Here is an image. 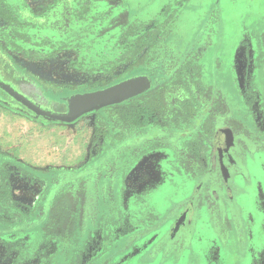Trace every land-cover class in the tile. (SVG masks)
<instances>
[{
  "label": "rangeland",
  "instance_id": "rangeland-1",
  "mask_svg": "<svg viewBox=\"0 0 264 264\" xmlns=\"http://www.w3.org/2000/svg\"><path fill=\"white\" fill-rule=\"evenodd\" d=\"M0 7L11 18L0 16V49L14 65L0 68V165L12 172L11 201L0 208V264H264V179L253 184L254 208L238 191L233 200L216 195L222 180L197 155L212 123L203 127L190 118L193 109L185 103L193 92L209 102L217 98L215 88L204 86L211 67L233 102L240 96L231 56L240 45L243 102L254 103L240 114L254 119L250 129L263 137L264 148V0H0ZM143 73L153 78V90L165 91L170 106L137 137L122 124L121 149L128 150L118 158L117 131L97 133L102 123L117 120L107 107L70 123L39 111H55L43 100L66 103L74 93ZM30 77L35 87L25 81ZM212 110L228 112L221 103ZM239 134L251 148L249 130ZM134 144L142 155L138 164ZM167 145L174 154L160 158L158 149ZM101 153L115 177L97 185L106 200L86 204V232H76L67 246L30 230L51 178L60 170L83 172ZM145 159L151 172L138 171ZM205 206L220 241L205 235ZM229 231L232 242L225 238Z\"/></svg>",
  "mask_w": 264,
  "mask_h": 264
},
{
  "label": "trees",
  "instance_id": "trees-1",
  "mask_svg": "<svg viewBox=\"0 0 264 264\" xmlns=\"http://www.w3.org/2000/svg\"><path fill=\"white\" fill-rule=\"evenodd\" d=\"M0 7V16L5 20H10L11 18L6 17ZM0 68L14 69V65L11 63L10 59L3 54L0 49ZM11 81L13 85L17 87L19 84V76ZM30 82L34 87L37 82L30 77V79L25 80ZM20 85V84H19ZM33 87V89H34ZM162 89V88H161ZM146 97L145 104L138 106L139 97L132 98L131 100L124 102L119 105L107 107V111H111L117 120L115 123L109 121L102 123L101 128L97 133H102V136L107 137L110 130L117 131L116 140H118L119 146L117 147V158L121 156L123 150L121 149L123 145V140L126 134L123 132L122 124H128L130 130L136 132L135 136H138V132L142 129L149 128L159 122V112L164 108L169 109V103L164 98V90H151ZM36 99V97H33ZM46 105L57 111L61 112L66 110L65 102H53L50 103L48 100H43ZM249 103L252 101L249 100ZM187 109L192 106L187 100ZM127 106L128 111L126 112L123 107ZM194 112V111H193ZM115 126L117 128H115ZM104 127V129H103ZM103 129V130H101ZM111 132V131H110ZM137 144L133 145L132 157L139 158V149ZM102 154V153H101ZM115 158V161L116 159ZM107 157L102 154L100 160L94 163L92 166H87L83 172H75L73 170H60L61 174L58 177L51 178L50 186L47 189L45 197L43 198V204L35 216L34 219L29 220L28 225L30 230L39 229L47 236H52L54 238H59L68 246L69 240L76 232L85 233L86 232V220L89 218L86 210L90 209L87 207V203L93 199H98L100 201L106 200L107 194L105 191L97 189V185H101L104 178H111L109 174L112 172L107 165ZM114 165V164H113ZM8 165H0V208L1 206L8 205L11 201L10 196V186L9 178L11 175V170H8ZM100 167L96 174V168ZM115 167V166H114ZM59 170L57 171V173ZM84 174L85 176H82ZM108 175L110 177L104 176ZM114 196V194L112 193ZM80 212L82 215H80ZM18 215L15 217L18 219Z\"/></svg>",
  "mask_w": 264,
  "mask_h": 264
},
{
  "label": "flooded vegetation",
  "instance_id": "flooded-vegetation-1",
  "mask_svg": "<svg viewBox=\"0 0 264 264\" xmlns=\"http://www.w3.org/2000/svg\"><path fill=\"white\" fill-rule=\"evenodd\" d=\"M262 43L264 44V40ZM151 79L153 82L152 77ZM151 90H153V87ZM192 96L188 99L190 105L192 103V106H194L193 108L192 106L189 107L193 109L191 111L190 118L198 119L199 117L205 115V117H208V114H212V117L210 118L212 120L209 121V118H207L202 122L203 127L206 126L205 124H207V122H211L212 125L208 133L203 132V136L200 141L201 151L197 155L204 165L207 166L211 164V172H215L222 180V184L220 185L221 187L219 188L220 192H216V195L219 194L222 197L224 195L225 199L229 196V198L231 197V200H233L235 199V196L237 195L236 192L238 191L242 194L241 198H243V200L250 201L249 203L254 208L257 206L259 201L255 199L254 193H256V191L253 184L261 177L257 176L254 165L258 164V155L264 157V148L261 146L262 139H260V135L254 133L249 134L248 137L250 138L249 143L251 148L248 147L243 141H241V137L239 136V130L240 128H244L243 125L235 120H232L227 111L226 113H218L217 111L215 112L212 110L213 106H216L219 103H221L222 106L227 107L220 94H218L216 99L211 98L210 102L208 99H201L202 97L197 92H193ZM248 104L251 105L254 103L248 102ZM221 123H224V125L220 128L219 126ZM215 124L219 127L217 128V132L213 130ZM221 150L224 151L225 154H221ZM205 171H207V169ZM261 179H264V171ZM220 196L219 198L222 199ZM260 203L264 204V201L261 202L260 200ZM203 209H205V220L202 223L205 228L206 237L214 235L217 240H222V233L217 230V228L213 227L215 225H213V218L208 210V207L205 206ZM225 238L232 242V231H229L227 237ZM229 251H231V248H228L227 252L229 253Z\"/></svg>",
  "mask_w": 264,
  "mask_h": 264
},
{
  "label": "water",
  "instance_id": "water-1",
  "mask_svg": "<svg viewBox=\"0 0 264 264\" xmlns=\"http://www.w3.org/2000/svg\"><path fill=\"white\" fill-rule=\"evenodd\" d=\"M153 82L148 74L127 77L103 88L74 93L66 99V110H39L47 118L70 123L88 113L122 104L150 91Z\"/></svg>",
  "mask_w": 264,
  "mask_h": 264
},
{
  "label": "crops",
  "instance_id": "crops-1",
  "mask_svg": "<svg viewBox=\"0 0 264 264\" xmlns=\"http://www.w3.org/2000/svg\"><path fill=\"white\" fill-rule=\"evenodd\" d=\"M210 44L211 43H208V45L205 47V50H208V48L211 46ZM239 49H241L240 45L237 46L236 43H235L234 44V47L232 49V53H231L232 59L235 58V61L233 62L234 65H232V64L231 65L234 66V69L232 67V73H234L233 75H235V83H236V87H237V90H238L240 96L238 95V98H235L236 100L233 102V100H232L233 95L232 94H229V91H227V90L225 91L224 89H222L223 84H222V86H220V84L218 83L217 79H215L214 72L212 73V70L214 68H212V67H211L212 70L207 69L208 71L209 70L210 71L209 72L206 71L205 74H204V76H205L204 79H205V82H206L204 84V86L205 87L215 88L219 92V94L222 96L223 100L226 103V106L228 108V112H229L230 118L232 120H235V121L239 122L240 124H242L243 127L245 129L249 130V133L251 134L252 133V130L250 128H254V126H253V123H255L254 122V119L252 120V122L251 121L249 122L246 119V117L249 116L248 114L247 115H241L240 114V108H242V112L247 113L249 107H248V104H246V103L243 102L245 94H244V91L242 90L241 87H244V81H245L244 79L245 78H244L243 75L241 77V74H240L241 69H242V66H241V63H240L241 59H240V56H239ZM234 53H235V56H234ZM203 55H204V53H203ZM201 75H202V73H201ZM217 76H218V73H217ZM217 76H216V78H217ZM202 79H203V77H202ZM204 79H203V81H204ZM241 99H242V102L243 103H241ZM235 104L238 105V106L236 107ZM205 116H202L203 119L199 120V118H198L196 121H198L199 124L201 125L202 122H203V120L207 119V117H205ZM223 125H224V123H221L219 127L221 128V126H223ZM219 127H218L217 124H215L214 127H213V130L215 132H217V128H219ZM262 128H263V125H262ZM200 133H202V130L201 129H200ZM188 136H189V139H191L192 136H190V135H188ZM260 139H263V137L260 136ZM162 148L163 149H158V151H159L158 153H160V156L159 157L160 158H163V159H169V158H171L172 155L174 154L173 147H170L169 145H167V147H162ZM151 152H153V151H151ZM220 153L221 154H225V152L222 151V150L220 151ZM140 157H142V155ZM138 159H137V163L136 164H138ZM254 168H255V172H256L257 176H261L262 177V174H263V171H264V157L263 156L258 155V164H255L254 165ZM184 175H186V174H184ZM178 176L181 177V175H178ZM167 185L168 184H166L165 187H167Z\"/></svg>",
  "mask_w": 264,
  "mask_h": 264
},
{
  "label": "snow or ice",
  "instance_id": "snow-or-ice-1",
  "mask_svg": "<svg viewBox=\"0 0 264 264\" xmlns=\"http://www.w3.org/2000/svg\"><path fill=\"white\" fill-rule=\"evenodd\" d=\"M152 164L150 163L149 159H145L141 165H140V169H138V171L140 170H144L145 172H151L152 170Z\"/></svg>",
  "mask_w": 264,
  "mask_h": 264
}]
</instances>
